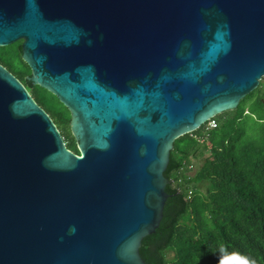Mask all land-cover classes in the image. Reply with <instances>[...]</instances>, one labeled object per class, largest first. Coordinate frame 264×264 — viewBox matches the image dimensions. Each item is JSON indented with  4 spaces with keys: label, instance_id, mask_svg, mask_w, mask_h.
<instances>
[{
    "label": "water",
    "instance_id": "water-1",
    "mask_svg": "<svg viewBox=\"0 0 264 264\" xmlns=\"http://www.w3.org/2000/svg\"><path fill=\"white\" fill-rule=\"evenodd\" d=\"M34 84L0 63V264H148L175 140L264 78V0H0Z\"/></svg>",
    "mask_w": 264,
    "mask_h": 264
},
{
    "label": "trees",
    "instance_id": "trees-1",
    "mask_svg": "<svg viewBox=\"0 0 264 264\" xmlns=\"http://www.w3.org/2000/svg\"><path fill=\"white\" fill-rule=\"evenodd\" d=\"M22 44L0 45V63L23 81L68 147L80 153L70 109L29 79ZM211 119L174 142L164 215L140 249L148 264H264V82ZM202 155L196 174L187 173L192 158ZM204 182L206 189L198 185Z\"/></svg>",
    "mask_w": 264,
    "mask_h": 264
},
{
    "label": "rangeland",
    "instance_id": "rangeland-1",
    "mask_svg": "<svg viewBox=\"0 0 264 264\" xmlns=\"http://www.w3.org/2000/svg\"><path fill=\"white\" fill-rule=\"evenodd\" d=\"M262 82H264V78L261 80L260 83H262ZM205 156H206V155H202V156H200V157H194V158H192V160H191V164H190V166H189V168H188V170H187V173H189L190 175H195L196 172L198 171V169H200V167L202 166V164H203V162H204V160H205ZM198 185H199L200 188H202V189H206V187H207V183H206V182H204V183H200V184H198ZM172 254H173V253L170 252V255H172Z\"/></svg>",
    "mask_w": 264,
    "mask_h": 264
},
{
    "label": "built area",
    "instance_id": "built-area-1",
    "mask_svg": "<svg viewBox=\"0 0 264 264\" xmlns=\"http://www.w3.org/2000/svg\"><path fill=\"white\" fill-rule=\"evenodd\" d=\"M217 122L215 119H211L210 126H216Z\"/></svg>",
    "mask_w": 264,
    "mask_h": 264
},
{
    "label": "flooded vegetation",
    "instance_id": "flooded-vegetation-1",
    "mask_svg": "<svg viewBox=\"0 0 264 264\" xmlns=\"http://www.w3.org/2000/svg\"><path fill=\"white\" fill-rule=\"evenodd\" d=\"M74 151V150H73Z\"/></svg>",
    "mask_w": 264,
    "mask_h": 264
}]
</instances>
